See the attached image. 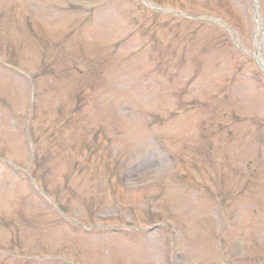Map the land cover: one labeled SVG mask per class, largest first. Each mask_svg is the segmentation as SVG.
Returning <instances> with one entry per match:
<instances>
[{
	"label": "rangeland",
	"instance_id": "obj_1",
	"mask_svg": "<svg viewBox=\"0 0 264 264\" xmlns=\"http://www.w3.org/2000/svg\"><path fill=\"white\" fill-rule=\"evenodd\" d=\"M0 264H264V0H0Z\"/></svg>",
	"mask_w": 264,
	"mask_h": 264
},
{
	"label": "water",
	"instance_id": "obj_2",
	"mask_svg": "<svg viewBox=\"0 0 264 264\" xmlns=\"http://www.w3.org/2000/svg\"><path fill=\"white\" fill-rule=\"evenodd\" d=\"M255 57H256L257 62H258L259 64H261V62H260L258 56H255Z\"/></svg>",
	"mask_w": 264,
	"mask_h": 264
}]
</instances>
